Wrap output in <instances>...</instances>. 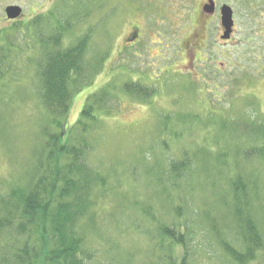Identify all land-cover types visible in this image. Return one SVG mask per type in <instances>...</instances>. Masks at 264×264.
<instances>
[{"label":"rangeland","instance_id":"374dc122","mask_svg":"<svg viewBox=\"0 0 264 264\" xmlns=\"http://www.w3.org/2000/svg\"><path fill=\"white\" fill-rule=\"evenodd\" d=\"M11 1L0 0V31L12 27L4 22V7ZM212 1L214 15L202 10L203 5L210 6L209 0H66L71 12L79 10L85 18L75 26L73 35L92 30L91 50L107 54L90 86L74 94L64 134L78 120L89 94L108 88L104 109L97 111L95 106L98 124L88 135V161L95 171L109 175L112 190L121 178L122 188L111 191L97 209L100 233L94 236L97 243L93 245L103 250V257L110 256L113 264H156L155 229L140 220V212L133 206L137 200L158 209L167 221L176 215L173 207L184 208L182 213L193 232L188 238L192 243L186 253L188 264H230L212 230L203 225L206 214L211 213L209 182L195 177L177 192L173 179H165L161 191L159 184H152L143 174V168L164 165L167 154L180 159L183 148H225L231 167L236 160L241 168L253 161L244 171L257 176L262 198L259 206L264 208V159L242 156L252 144L264 145V132L262 137L256 126L264 121V0ZM64 2L19 1L24 12L20 25L31 22L33 7L44 4L55 8ZM223 5L233 10L229 43L220 38L219 8ZM197 34L206 39L203 46H194ZM131 36H137L136 44L126 50L133 42ZM73 39L68 36L64 45ZM30 55L27 52L18 61L19 72L28 68L25 59ZM126 58L131 59V65L127 62L120 74L116 68ZM22 76L12 73L0 83V190L16 179L21 165L30 158L41 116L38 98L30 89L33 83L27 80L29 75ZM129 78L145 88L155 87V94L150 99L125 94L118 84ZM165 118L169 131L161 125ZM250 125L255 127H247ZM242 127L247 130L239 129ZM221 191L219 188L217 196ZM229 224L226 220L223 228ZM144 229L153 231L149 235L135 233ZM236 238L231 231L229 240L235 242ZM249 264H264V257Z\"/></svg>","mask_w":264,"mask_h":264},{"label":"trees","instance_id":"16d2710c","mask_svg":"<svg viewBox=\"0 0 264 264\" xmlns=\"http://www.w3.org/2000/svg\"><path fill=\"white\" fill-rule=\"evenodd\" d=\"M67 4L65 0L62 6H54L30 23L14 24L0 31V83L12 73L29 75L27 80L33 83L30 89L38 98L41 111L30 158L21 165L16 179L7 181L6 188L0 190V264H113L110 256L103 257V250L93 245L97 243L94 236L100 233L97 209L111 191L122 188L121 178L112 190L109 175L95 171L88 161L91 151L88 135L98 124L95 106L97 111L104 109L103 99L110 94L108 88L89 94L78 120L64 134L74 94L90 86L94 75L104 66L107 54L91 50L92 30L73 35L75 26L84 22V16L76 9L71 12ZM68 36L74 39L65 46ZM27 52L32 53L25 59L28 68L19 72L18 61ZM127 58L116 68L120 74L121 68L131 63ZM131 80L118 84L125 94H138L146 99L155 94V87L145 88ZM167 119L161 121L165 131H169ZM221 126L224 131L225 126ZM256 126L261 128L259 133L263 137L264 121ZM165 140L162 145L168 152ZM223 149L183 148L180 159L174 160L167 154L164 165L153 167L154 171L143 168V174L152 184H159L161 191L165 179H173L172 186L177 192L184 189L189 179L207 180L211 188V213L206 214L203 225L212 230L214 240L226 256L224 259L230 264L258 262L264 257V208L259 206L262 198L257 176L244 171L253 161L241 168L235 151L236 161L231 167L228 152ZM242 156L263 160L264 145L252 144L242 151ZM219 188L222 191L217 196ZM133 206L140 212L142 222L154 226V231L144 229L135 233L149 235L153 231L156 264H188V238H192L193 232L182 213L184 208L173 207L176 215L167 221L158 209L139 200ZM226 220L230 224L223 228ZM233 230L235 242L229 240ZM189 247L192 248V243Z\"/></svg>","mask_w":264,"mask_h":264},{"label":"flooded vegetation","instance_id":"af4514ba","mask_svg":"<svg viewBox=\"0 0 264 264\" xmlns=\"http://www.w3.org/2000/svg\"><path fill=\"white\" fill-rule=\"evenodd\" d=\"M19 1H21V0H12L10 3H8V4H6L5 5V7H4V11L7 9V8H9V7H18L20 10H21V15L18 17L19 19H17V20H12V21H9V20H7V19H5V23L6 24H10L11 26L12 25H14V24H18V23H22V22H24V12H23V9L21 8L22 6H19L18 5V3H19ZM203 7V6H202ZM35 10H33V12H32V17L33 18H35V17H37V16H41V15H45V14H47L48 12H50L52 9H53V7L52 6H50L49 8H47V7H45V5L44 4H40L39 6H35V7H33ZM35 11V12H34ZM50 19H51V17H50ZM27 21V20H26ZM220 29L222 30V28H221V26H220ZM223 32V31H222ZM233 32V31H232ZM223 34V33H222ZM232 36H233V33L230 35V37H229V39L228 40H224V42L225 43H229L230 41H231V39H232ZM222 37V35L220 36V38ZM221 40H223L222 38H221ZM136 41L137 40H135V41H133L132 43H129V44H127L129 47L130 46H132V45H134V44H136ZM206 43V39L205 40H201V37L197 34L196 36H195V42H194V46H199V45H202L203 46V44H205ZM193 49V48H192ZM195 50V49H194ZM193 56L195 57V59H198L197 61L198 62H200L199 60H201L200 58H197V54H193ZM199 57H200V55H199ZM202 58V57H201ZM200 63H202V62H200ZM203 64V63H202Z\"/></svg>","mask_w":264,"mask_h":264},{"label":"water","instance_id":"95a60500","mask_svg":"<svg viewBox=\"0 0 264 264\" xmlns=\"http://www.w3.org/2000/svg\"><path fill=\"white\" fill-rule=\"evenodd\" d=\"M210 6H205L204 10L213 14L215 10L214 3L209 1ZM5 15L8 20H15L21 15V10L18 7H9L5 10ZM220 17H221V26L224 29V36L222 39H228L233 27V19H232V10L228 6H223L220 9Z\"/></svg>","mask_w":264,"mask_h":264}]
</instances>
